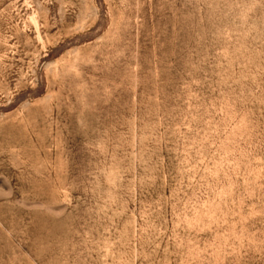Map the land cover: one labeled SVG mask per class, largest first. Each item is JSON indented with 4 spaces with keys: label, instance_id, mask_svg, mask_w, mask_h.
Returning a JSON list of instances; mask_svg holds the SVG:
<instances>
[{
    "label": "rangeland",
    "instance_id": "obj_1",
    "mask_svg": "<svg viewBox=\"0 0 264 264\" xmlns=\"http://www.w3.org/2000/svg\"><path fill=\"white\" fill-rule=\"evenodd\" d=\"M0 264H264V0H0Z\"/></svg>",
    "mask_w": 264,
    "mask_h": 264
}]
</instances>
